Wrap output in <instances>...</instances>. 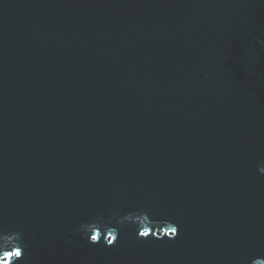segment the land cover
Masks as SVG:
<instances>
[{
	"label": "water",
	"instance_id": "water-1",
	"mask_svg": "<svg viewBox=\"0 0 264 264\" xmlns=\"http://www.w3.org/2000/svg\"><path fill=\"white\" fill-rule=\"evenodd\" d=\"M258 41L264 0H0L10 264H264Z\"/></svg>",
	"mask_w": 264,
	"mask_h": 264
},
{
	"label": "clouds",
	"instance_id": "clouds-1",
	"mask_svg": "<svg viewBox=\"0 0 264 264\" xmlns=\"http://www.w3.org/2000/svg\"><path fill=\"white\" fill-rule=\"evenodd\" d=\"M258 43H264V41H258ZM259 171L261 173H264V165L259 167ZM126 215H128V213L125 214L124 216H126ZM120 217L121 216H117L116 217L115 223L111 222V218H109V220H108L109 222L107 223V228L111 229V230L108 232L107 238L104 239V241L106 242L107 246L113 245L114 242L118 238L119 229H118L117 225L123 224L122 222H120ZM95 219H93V220H95ZM93 220L81 222L79 225L91 222ZM167 223L169 225H171V227L166 231L167 235L169 237H175L177 235V233H178V227L179 226L175 222L169 221ZM6 231H8V230H6ZM78 231H79V234L81 236V239H87V241L89 243L97 244V243L101 242L100 239H99L100 236L98 234H94V233H91V232L85 233V232L80 231L79 228H78ZM8 232L15 234L16 244H15V247H8L6 249L5 248H0V264H10V261H12L13 258L19 260L22 257L23 250H24V247H25V243H24V240L22 238V234H21L20 231L12 230V231H8ZM150 232H151V229H149V228H140V227H138L137 235H138V237H148ZM153 235H155L157 237H162V236L165 235V232H162V233H156L155 232V233H153ZM255 259L256 258L252 259L250 261V264H253V261Z\"/></svg>",
	"mask_w": 264,
	"mask_h": 264
}]
</instances>
